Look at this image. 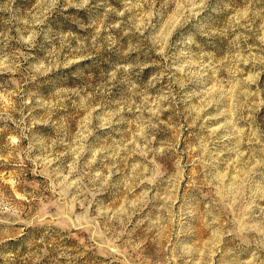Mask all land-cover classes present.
Instances as JSON below:
<instances>
[{
	"label": "rangeland",
	"instance_id": "1",
	"mask_svg": "<svg viewBox=\"0 0 264 264\" xmlns=\"http://www.w3.org/2000/svg\"><path fill=\"white\" fill-rule=\"evenodd\" d=\"M0 264H264V0H0Z\"/></svg>",
	"mask_w": 264,
	"mask_h": 264
}]
</instances>
